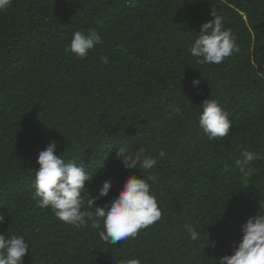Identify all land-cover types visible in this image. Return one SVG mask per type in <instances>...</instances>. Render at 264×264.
Masks as SVG:
<instances>
[{"label":"trees","instance_id":"1","mask_svg":"<svg viewBox=\"0 0 264 264\" xmlns=\"http://www.w3.org/2000/svg\"><path fill=\"white\" fill-rule=\"evenodd\" d=\"M213 9L239 51L197 64L188 48ZM76 30L103 40L83 60L69 48ZM208 98L232 121L223 138L210 140L199 126ZM53 140L57 155L95 172L85 182L91 196L111 180L100 206L129 175H142L124 167L118 146L164 150L152 185L161 220L108 244L103 225L77 228L41 208L37 157ZM243 149L264 153V0H11L0 11V232L25 236L23 264H214L232 253L264 199V159L242 173Z\"/></svg>","mask_w":264,"mask_h":264},{"label":"clouds","instance_id":"2","mask_svg":"<svg viewBox=\"0 0 264 264\" xmlns=\"http://www.w3.org/2000/svg\"><path fill=\"white\" fill-rule=\"evenodd\" d=\"M10 4L11 0H0V11ZM211 16L213 19L201 25L199 35L188 48L197 64H221L239 51L235 35L223 25V17L214 9ZM102 43V37L97 32L76 30L69 48L77 58L83 60L96 45ZM101 60L108 63L107 57H102ZM192 83L197 86L200 80L194 78ZM201 105L198 123L203 133L210 140L225 137L232 124L229 113L216 99H205ZM181 111L179 106L175 108L176 114ZM57 147V141H50L37 157L39 168L35 171L33 198H38L41 208H50L59 220L77 228L91 224L93 228L101 229L103 225L98 235L108 244L135 238L141 229L161 220L162 211L152 185L158 182L154 169L158 158L166 157L164 150H160L157 156H149L145 154L143 147L134 150L128 144L118 146L116 157L124 167L139 168L142 175H129L118 194L110 202L100 206L96 201L108 195L112 187L111 180H104L98 194L91 196L85 182H91L95 172L87 171L83 163L57 155ZM261 159H264V153L243 149L240 158L235 160V166L244 173L249 165ZM258 205L259 212L249 216L241 226L242 237L238 245L230 255L213 259L214 264H264V199L259 200ZM3 220L4 217L0 216V222ZM184 228L191 240L201 239V232L196 225L186 224ZM28 249L25 236H6L0 232V264H23V257ZM124 264H141V261L139 258H130Z\"/></svg>","mask_w":264,"mask_h":264}]
</instances>
